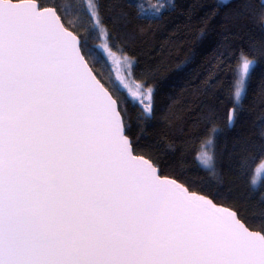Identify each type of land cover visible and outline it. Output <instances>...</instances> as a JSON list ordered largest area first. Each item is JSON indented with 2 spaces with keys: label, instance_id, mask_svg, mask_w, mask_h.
<instances>
[{
  "label": "snow or ice",
  "instance_id": "1",
  "mask_svg": "<svg viewBox=\"0 0 264 264\" xmlns=\"http://www.w3.org/2000/svg\"><path fill=\"white\" fill-rule=\"evenodd\" d=\"M78 11L0 0V264H264V226L250 230L137 154L126 109L65 26ZM87 13L99 27L98 5ZM255 63L241 52L237 103ZM137 87L130 98L149 114L153 89Z\"/></svg>",
  "mask_w": 264,
  "mask_h": 264
},
{
  "label": "trees",
  "instance_id": "2",
  "mask_svg": "<svg viewBox=\"0 0 264 264\" xmlns=\"http://www.w3.org/2000/svg\"><path fill=\"white\" fill-rule=\"evenodd\" d=\"M36 2L62 9L69 0ZM72 2L79 11L63 17L65 26L86 41L84 51L93 53L87 57L89 66L126 109V135L137 154L154 160L164 175L190 191L236 211L250 230L264 226L258 218L264 180L257 189L251 187L253 173L264 160L261 0H172L155 15L146 14L142 0H96L108 52L131 59L133 81L153 89L149 114L117 86L83 0ZM241 52L256 63L235 106L234 69ZM209 140L213 170L207 171L197 156Z\"/></svg>",
  "mask_w": 264,
  "mask_h": 264
},
{
  "label": "rangeland",
  "instance_id": "3",
  "mask_svg": "<svg viewBox=\"0 0 264 264\" xmlns=\"http://www.w3.org/2000/svg\"><path fill=\"white\" fill-rule=\"evenodd\" d=\"M142 1H143L142 3L143 4L145 3V5H146V7H145L146 14L155 15L154 9L157 6L158 0H142ZM170 1L172 2V0H159V2L164 3L166 5V7H167V4L170 3ZM83 3L85 4L86 9L88 10L90 7H92L93 4H96V0H83ZM90 20L93 22L92 18H90ZM95 29L98 32H100L101 43H100L99 49L102 51L103 56H104L107 64L111 68V71H112V74L114 76L115 83H117V86L121 90L125 91V93H127L129 98H130V94H129L128 89H131L132 92L140 93V89L137 87L138 84H136L131 77V67L133 65V61L131 59L125 57V56H122L121 54H112V53L108 52L106 40H105V34H104L103 29L100 26L95 28ZM239 63H240V58L238 61V65H239ZM130 64H131V67H129ZM246 82H247V80H246ZM246 82L243 86V92L241 94L239 102L237 103L233 99L235 106H238L241 102V99L244 95ZM125 85H127V88L125 87ZM209 141L205 142V144L202 146V148H201V150L197 156L198 165L207 171L213 170L212 169L213 161L211 162L210 167H205L200 161L201 160H207L209 157H212V154H211L212 142L210 143ZM198 157H199V159H198ZM262 162H264V160ZM262 162L256 167V169L253 173V177L251 180V187L253 189H257L258 186L260 185L261 181L264 180V170L257 171V169L260 168Z\"/></svg>",
  "mask_w": 264,
  "mask_h": 264
},
{
  "label": "water",
  "instance_id": "4",
  "mask_svg": "<svg viewBox=\"0 0 264 264\" xmlns=\"http://www.w3.org/2000/svg\"><path fill=\"white\" fill-rule=\"evenodd\" d=\"M261 4H262V0H261ZM264 7V6H263ZM262 25H263V28H264V18H263V22H262ZM110 93V92H109ZM231 115H233V110L230 111ZM230 113H229V116H230ZM232 122H233V118H232V121L231 123L229 122V126L231 127L232 126ZM198 194V193H197ZM218 206H221V205H218ZM223 207V206H222ZM231 210V209H230ZM233 211V210H232ZM242 222V221H241ZM243 223V222H242Z\"/></svg>",
  "mask_w": 264,
  "mask_h": 264
}]
</instances>
